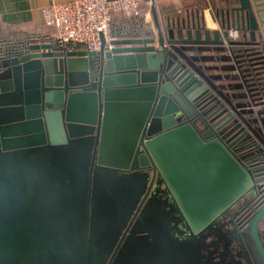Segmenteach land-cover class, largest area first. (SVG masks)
Listing matches in <instances>:
<instances>
[{"label":"water","instance_id":"water-1","mask_svg":"<svg viewBox=\"0 0 264 264\" xmlns=\"http://www.w3.org/2000/svg\"><path fill=\"white\" fill-rule=\"evenodd\" d=\"M237 1L216 12V25L203 10L160 20L153 7L150 28L111 29L108 43L102 37L94 51L53 38L0 46V264L103 260L106 237H98L108 229L115 240L126 222L117 228L115 216L102 219L103 199L133 202L129 217L148 164L152 177L137 210L158 175L138 217L142 227L154 228L150 215L160 191L193 232L247 195L255 205L251 232L261 246L264 0ZM229 29L242 39H228ZM213 61L230 63H207ZM250 147L256 150L240 152ZM83 213L90 220L84 249ZM88 240L105 251L91 246L88 256Z\"/></svg>","mask_w":264,"mask_h":264},{"label":"flooded vegetation","instance_id":"flooded-vegetation-1","mask_svg":"<svg viewBox=\"0 0 264 264\" xmlns=\"http://www.w3.org/2000/svg\"><path fill=\"white\" fill-rule=\"evenodd\" d=\"M252 150L254 151L256 148L250 147L240 152H245L244 154H247ZM143 168H146L149 174L145 184L146 187L136 200L133 210L125 224L119 229L118 237L112 240L109 233H107L108 229L105 230L106 236H104V234L100 236L98 233H95L94 230V235L100 236L98 238L104 239L106 237L107 246L104 243H100L101 248H104L106 251L100 248V244H95V242L88 240V256L89 251L93 248L91 246L96 247L97 245V247H99L96 249L97 251L106 252L99 255L102 257L105 254L104 259L98 260V263L96 262L97 264L108 263L109 258L116 248L117 240L123 234V239L109 264H115V259L120 260L123 252H125L127 248L133 249V251H131L133 256L136 252L137 258L143 255V259H145L143 261H134L133 264H264V253H261V246L264 251V218L259 224V238L261 242V246H259L251 232V222L253 219L252 208L255 205H252L253 201H250V196L247 195L234 202L227 210L212 219L205 227L197 232H193L187 228L178 212L175 211L173 201L167 191H160L159 194L155 191L157 194V202L152 204V206L156 208L150 215L154 228L153 226L150 227V225L149 227L146 226L148 227L147 229L142 227V223L138 217L145 203L148 201L149 195L154 191L153 189L156 186L155 180L158 175L156 172L148 195L137 210L143 194L149 188L152 177L151 165L148 164ZM140 179L142 180V176ZM143 181L145 182V180ZM160 187L163 189L166 188L162 183H160ZM97 198H100L99 195ZM258 202H260V200ZM70 206L75 211V203L71 201ZM97 206L95 207L94 214L97 219L102 221L100 218L102 214L97 216ZM83 208L84 207H82V210ZM135 212L136 217L131 226L126 230ZM83 214L82 228L80 229L82 236L79 239L80 241L82 240L83 244L81 246L84 249L83 239L86 242L85 246H87L86 237L90 236V220L89 218L87 219L85 213ZM102 219L106 221L110 220L107 214H105ZM79 222L80 220L77 221L76 224L78 225ZM135 223L136 225L134 226ZM189 232H191V234ZM77 233L79 234V230H77ZM126 240H131L133 245L126 246ZM119 260L116 264H126V259L120 260L121 262ZM88 261L89 258L87 259V264Z\"/></svg>","mask_w":264,"mask_h":264},{"label":"crops","instance_id":"crops-1","mask_svg":"<svg viewBox=\"0 0 264 264\" xmlns=\"http://www.w3.org/2000/svg\"><path fill=\"white\" fill-rule=\"evenodd\" d=\"M66 0H0V23L3 24L4 29L11 34L6 41H0V46L16 44L19 41H34V40H48L53 38L55 28L44 25L40 14V8L50 3L62 2ZM154 8L158 19L163 20L166 15L175 16L178 13L184 15L185 12L192 14L197 10H203L206 16L211 14L215 19L211 25H216V12L230 9L238 5L237 0H155ZM139 15L131 19L129 15L121 11H116L112 14L110 29L124 27L129 30H145L150 28L153 24L151 11H146V8ZM121 16H126V20H121ZM143 31V30H142ZM131 32V33H132ZM9 34V33H8ZM240 36V31H238ZM110 39V37H109ZM219 55L223 53L218 52ZM213 65L229 64L230 62L213 61L207 62ZM222 74L227 73L220 71ZM215 73H218L215 71ZM261 96L264 93V74H261ZM227 81H225L226 83ZM246 101V100H243Z\"/></svg>","mask_w":264,"mask_h":264},{"label":"built area","instance_id":"built-area-1","mask_svg":"<svg viewBox=\"0 0 264 264\" xmlns=\"http://www.w3.org/2000/svg\"><path fill=\"white\" fill-rule=\"evenodd\" d=\"M155 0H66L42 6V23L55 28L53 40L60 46H81L98 50L102 37L108 43L112 13L121 11L137 16L146 8L151 11ZM238 37L237 29L228 30V39ZM227 41V40H225ZM110 47V45L108 44Z\"/></svg>","mask_w":264,"mask_h":264},{"label":"rangeland","instance_id":"rangeland-1","mask_svg":"<svg viewBox=\"0 0 264 264\" xmlns=\"http://www.w3.org/2000/svg\"><path fill=\"white\" fill-rule=\"evenodd\" d=\"M96 187H97V191H99L97 184H96ZM105 194L107 195V191H105ZM103 200H104L105 205L103 204L100 210H104V212H106V214L108 213L110 220H112V217L115 216V225L118 228L123 223V221L125 222L127 220L128 214H129V208L131 207L130 205L133 204V202H131L129 204V206L127 207V206L119 205L117 199L110 198L106 201V198H104ZM113 200L115 201V204L117 205L115 208H113V206H111V204H110L111 201H113ZM76 201H77V199H73L72 202L75 203ZM106 202L108 203V205H106ZM115 209H116V212H115ZM34 218L40 219L41 217L37 213ZM44 221H47L48 222L47 224L52 222L48 218ZM103 226H105V225H103ZM51 234H53V233H51ZM131 251H133V249H130V248L126 249V252L129 253L128 254L129 259L126 260V264H133V262L137 261V260H141V261L145 260V259H143V255L141 257L137 258L136 252L134 253V256H133V253ZM95 253H96V251H94V254ZM131 253H132V255H131Z\"/></svg>","mask_w":264,"mask_h":264},{"label":"trees","instance_id":"trees-1","mask_svg":"<svg viewBox=\"0 0 264 264\" xmlns=\"http://www.w3.org/2000/svg\"><path fill=\"white\" fill-rule=\"evenodd\" d=\"M115 13V12H114ZM114 13H112V14H114ZM121 20L123 21V20H126L125 18H127L126 16H121ZM129 18H131V19H134V18H139V17H134V16H130ZM112 28H113V30H114V32L115 33H119L120 31H122L123 29H126V30H129L130 28L132 29V27H130V28H125V26L124 27H117V28H114V26H112ZM9 33V34H8ZM11 33L10 32H8V30H5L4 29V26H3V24H1L0 23V41L2 40L3 42L4 41H6L8 38H9V35H10ZM237 39H242L240 36H238L237 37Z\"/></svg>","mask_w":264,"mask_h":264}]
</instances>
